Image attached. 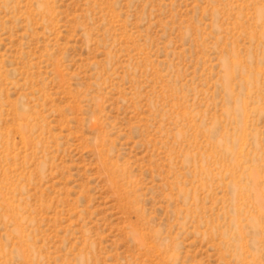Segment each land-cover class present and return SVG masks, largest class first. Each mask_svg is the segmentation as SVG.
I'll list each match as a JSON object with an SVG mask.
<instances>
[{
  "label": "rangeland",
  "instance_id": "374dc122",
  "mask_svg": "<svg viewBox=\"0 0 264 264\" xmlns=\"http://www.w3.org/2000/svg\"><path fill=\"white\" fill-rule=\"evenodd\" d=\"M0 264H264V0H0Z\"/></svg>",
  "mask_w": 264,
  "mask_h": 264
}]
</instances>
